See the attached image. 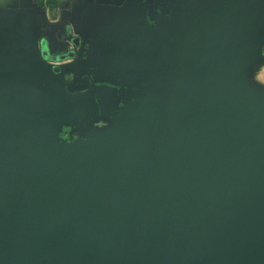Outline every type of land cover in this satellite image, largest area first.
<instances>
[{
  "label": "water",
  "instance_id": "water-1",
  "mask_svg": "<svg viewBox=\"0 0 264 264\" xmlns=\"http://www.w3.org/2000/svg\"><path fill=\"white\" fill-rule=\"evenodd\" d=\"M92 14L57 67L0 16V264H264V0Z\"/></svg>",
  "mask_w": 264,
  "mask_h": 264
},
{
  "label": "crops",
  "instance_id": "crops-1",
  "mask_svg": "<svg viewBox=\"0 0 264 264\" xmlns=\"http://www.w3.org/2000/svg\"><path fill=\"white\" fill-rule=\"evenodd\" d=\"M118 1L122 0H0V16L18 11L26 20L27 28L39 40H44L47 47L73 50L69 40H77L75 31L84 18L92 16L97 6L112 7ZM162 1L142 0V6L150 13H158ZM244 80L257 90H264V66L248 68Z\"/></svg>",
  "mask_w": 264,
  "mask_h": 264
},
{
  "label": "flooded vegetation",
  "instance_id": "flooded-vegetation-1",
  "mask_svg": "<svg viewBox=\"0 0 264 264\" xmlns=\"http://www.w3.org/2000/svg\"><path fill=\"white\" fill-rule=\"evenodd\" d=\"M69 43L74 48V51H76L75 53H73L76 57H77L76 53L81 49L79 58L83 62L85 60L84 57L85 46H83L80 41L73 38L69 40ZM70 50L64 48H62L61 50H57L55 48L48 47V54L47 53L44 54L49 64L57 67L69 62L70 59L67 58L66 56L69 55L68 52H70ZM83 77H84L83 75L77 76L70 73L68 70H66V68H63V70L62 69L59 70V78L66 84L72 83L73 85H79V81L82 80ZM71 134L73 135V133H71V129L63 128L60 137L64 140H69Z\"/></svg>",
  "mask_w": 264,
  "mask_h": 264
},
{
  "label": "rangeland",
  "instance_id": "rangeland-1",
  "mask_svg": "<svg viewBox=\"0 0 264 264\" xmlns=\"http://www.w3.org/2000/svg\"><path fill=\"white\" fill-rule=\"evenodd\" d=\"M253 66V68L257 67L259 68L260 66H264V56H260L256 62L252 63L248 68ZM263 90V89H262ZM260 91L261 93L264 94V90ZM119 106H121L120 103H118ZM114 121L111 122L110 119L103 118V119H96L94 122H90L89 125H87L84 129H81L80 127H75L71 129V137L68 141L70 140H75V139H82L87 135L94 134L95 132H99L107 127H109Z\"/></svg>",
  "mask_w": 264,
  "mask_h": 264
}]
</instances>
